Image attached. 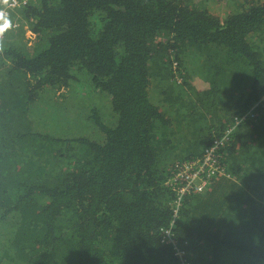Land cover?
<instances>
[{
    "label": "trees",
    "instance_id": "1",
    "mask_svg": "<svg viewBox=\"0 0 264 264\" xmlns=\"http://www.w3.org/2000/svg\"><path fill=\"white\" fill-rule=\"evenodd\" d=\"M10 19L0 264H264V0H37ZM67 87L98 138L43 125ZM243 116L224 173L179 200L176 165Z\"/></svg>",
    "mask_w": 264,
    "mask_h": 264
},
{
    "label": "built area",
    "instance_id": "2",
    "mask_svg": "<svg viewBox=\"0 0 264 264\" xmlns=\"http://www.w3.org/2000/svg\"><path fill=\"white\" fill-rule=\"evenodd\" d=\"M36 1L37 0H15V3L6 9L9 17H11V13L17 11V9H21ZM10 3H12V0H10ZM17 27L18 23L13 21L12 28ZM176 67L177 66L174 65V68ZM176 79L178 82L181 81L180 78ZM243 118L244 116L240 119H235L236 123L232 125V127H228L223 132V134L215 137L211 143V146L204 149L202 155L199 158L193 159L190 162L183 161L181 164L176 165L175 169L171 173L172 176L167 181V184L173 185L174 188L178 190L179 200H181V196L183 195L201 193L207 188L209 180L218 176L219 170L221 173H224L225 168H220L221 166H224L221 158L222 151L227 147L228 143L230 142V136L232 135L233 130ZM176 168H178L177 171ZM200 180L201 183H199ZM164 235L168 237L170 235V231L166 230ZM181 252L182 250L180 248L176 251V253L179 255H181Z\"/></svg>",
    "mask_w": 264,
    "mask_h": 264
},
{
    "label": "rangeland",
    "instance_id": "3",
    "mask_svg": "<svg viewBox=\"0 0 264 264\" xmlns=\"http://www.w3.org/2000/svg\"><path fill=\"white\" fill-rule=\"evenodd\" d=\"M27 35L32 36L33 34L27 31ZM189 77L192 78V76ZM192 81L197 84L204 83V79L198 76L193 77ZM78 93L75 89L68 87L58 91V93L55 90H48L45 99L51 106L43 107L48 115L47 119L43 121V125L51 133L54 132L67 137L88 136L98 138L97 127L88 117L90 109L88 110L87 106L82 103L83 95H78ZM100 100L98 105L102 107V112L109 116L107 110L109 102L106 101L105 97Z\"/></svg>",
    "mask_w": 264,
    "mask_h": 264
},
{
    "label": "clouds",
    "instance_id": "4",
    "mask_svg": "<svg viewBox=\"0 0 264 264\" xmlns=\"http://www.w3.org/2000/svg\"><path fill=\"white\" fill-rule=\"evenodd\" d=\"M15 0H0V51L4 48V34L12 27V21L7 12V8L11 7Z\"/></svg>",
    "mask_w": 264,
    "mask_h": 264
}]
</instances>
